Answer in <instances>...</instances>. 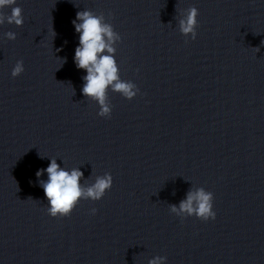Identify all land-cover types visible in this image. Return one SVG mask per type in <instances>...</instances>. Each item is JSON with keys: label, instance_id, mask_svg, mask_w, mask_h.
<instances>
[{"label": "clouds", "instance_id": "clouds-1", "mask_svg": "<svg viewBox=\"0 0 264 264\" xmlns=\"http://www.w3.org/2000/svg\"><path fill=\"white\" fill-rule=\"evenodd\" d=\"M14 5L16 0H0V25L5 22L15 24L17 27L23 25V9ZM6 7L11 8L10 14L4 13ZM198 15V9L191 6L187 9V14L179 20L180 33L185 37L190 36L192 40H195L197 35ZM72 24L75 32L79 34V45L75 48L74 62L78 69L87 73L83 77L85 83L82 93L97 102L100 117L110 118L112 108L107 99L109 88L128 100L134 99L140 91L135 83L122 80L120 77L119 66L115 59L116 48L113 45L121 41V36L111 24L105 22L103 14L96 15L91 10L78 11ZM5 36L9 40L16 39V34L11 31L5 33ZM23 71V61H17L11 75L15 78ZM45 172L48 178L46 181L40 180V186L48 201L46 211L53 218L69 216L82 199L100 200L111 189L113 183L111 174L105 173L103 176H97L94 183L84 187L80 183L83 173L79 168L65 170L55 159H51L46 169L38 170L36 176L39 178ZM213 200L212 192L200 188L190 191L178 206L170 205L169 211L178 217L195 216L207 222L216 218ZM91 211L95 214L96 209ZM165 262L166 257L156 256L149 261V264H165Z\"/></svg>", "mask_w": 264, "mask_h": 264}]
</instances>
